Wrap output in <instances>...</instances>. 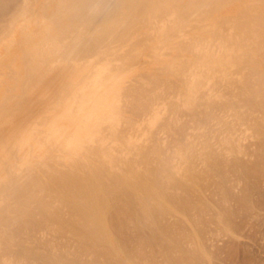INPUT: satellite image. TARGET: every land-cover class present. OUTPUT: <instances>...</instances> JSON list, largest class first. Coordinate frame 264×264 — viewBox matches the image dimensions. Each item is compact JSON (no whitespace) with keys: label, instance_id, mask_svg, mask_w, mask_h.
Masks as SVG:
<instances>
[{"label":"rangeland","instance_id":"1","mask_svg":"<svg viewBox=\"0 0 264 264\" xmlns=\"http://www.w3.org/2000/svg\"><path fill=\"white\" fill-rule=\"evenodd\" d=\"M38 3L30 0L29 7L22 16L15 15L17 21L12 24L14 28L11 34L7 32L0 38V107L7 106L9 113H5L10 114L0 117V127H4L9 121V128L18 129L16 135L11 134L2 140L0 138V180L6 171H13L23 160H31L36 170L40 171L43 165L53 166V163L57 162L68 165L65 159L81 162L85 157L92 155L94 149H101L108 152L106 154L110 157H116L119 163L118 161L124 160V156H127L125 159L129 158L136 147L153 145L156 154L149 156L150 161L146 167L159 169L162 178L158 174L166 198L171 199L170 202L165 201L170 210H165V213L162 212L158 216L156 213L159 212L155 213V224L152 221L155 227H150L161 233L160 235L153 234L152 228L141 230L135 224L113 230V236L117 239L115 240L131 261L129 263L264 264V100L261 101L259 97L248 98L242 83L240 84L247 63L242 62L245 68L240 67L238 63L228 65L227 73L223 74L221 67H214L211 63L213 58L206 56L223 55L220 54L223 44L230 45L229 48L226 47L228 50L235 51L238 48L242 53L249 54L257 48L259 41L254 44V40H258L257 31L251 33L245 29L241 24L244 19H236L234 22L226 18L213 25L204 16H198L203 19L196 17L197 20L187 25L192 27L184 28L181 33L169 34L160 42L153 36L157 33L156 28L161 25L157 19L159 22H152L150 26L153 29H149L146 35L145 29L136 36L134 30L139 31L138 25L130 28L131 33L134 32L133 35L130 36V33L126 38L121 37L123 31L118 27L116 38L108 46L112 47L116 54H113L114 50H99L100 45H94L96 51H92L93 54L92 46L88 48L89 37L82 35V38L72 40L71 43L76 45L75 51L80 53L79 56L63 61L60 51L52 50L41 40L52 10L49 9L48 14L42 16L36 5ZM114 14L115 10H109L108 17ZM92 18L94 17L89 19V27L92 26L91 23H95L96 18ZM172 18L169 17L170 22ZM97 19L99 21V18ZM233 23H240V26L236 24L239 28H236V25L233 27ZM202 30L204 34H201ZM216 30H219L218 33ZM247 31L251 33L252 36L250 33L249 36L254 43L250 42ZM151 32H154L151 37H145ZM31 34L34 35L32 39L29 38ZM254 36L257 39L253 40ZM11 37L15 39L13 43ZM71 37L76 38L77 34L72 33ZM194 38L201 40L197 41L198 46L194 45L196 43L192 44ZM223 38L229 43H224ZM180 40L187 41L186 47ZM67 41L66 39L62 43L66 44ZM178 41L185 47V50L182 48L183 52L187 53L180 50L181 44L178 45L179 48L175 47ZM27 46L37 49L39 53L30 59L29 66H24L17 53ZM246 47L247 49H244ZM192 51L194 54L202 52L201 55L204 52L207 58H201L198 54V63L195 64L196 61L193 60L196 57ZM262 54L263 51L262 59H256H261L264 63ZM182 56L191 58L192 64L182 65ZM96 59L110 60L118 64L121 70L133 73V80L124 93L118 117L85 137L80 135L73 124L71 100L78 87L79 66L86 60ZM262 62L257 65V72L263 70ZM208 64L218 72L221 70L222 76L214 70L209 78L210 72L206 73L204 67ZM193 65L201 67L196 68ZM236 66L240 67L239 71ZM187 67H190V72ZM194 68H200V71L205 69L200 73ZM191 74L195 80L200 79L202 84L190 94L187 92L188 84L185 88V80L186 83L189 78L192 80ZM184 75L190 76L187 78ZM251 77L248 80L253 78L256 82L259 79H256V74ZM223 78L226 80H222ZM132 93L139 94L140 99H131ZM17 119L19 121L15 123ZM128 141L132 145L127 146ZM134 146L135 149L129 155L128 149L132 150ZM3 152L6 157L1 160ZM120 156L123 157L122 160H118ZM64 165L60 168H66ZM63 212L66 213V210ZM36 218L38 219V216ZM53 225V231L44 225L45 232L44 227L39 226L32 228L34 234L30 231L25 232L28 236L22 234V241L25 237L28 238L23 241L25 245L23 243L21 249L12 247L4 251L0 248V252H4L0 253V259L3 261L6 258V263L9 259V263L28 250V253L22 254H27L24 259H16L19 261L17 263L23 264V261L24 264H52L55 260L58 261L57 256L59 261L56 264L66 261L77 264L74 260H78V264L118 263L115 259L110 260L103 256L99 248L81 246V241L74 234L67 232L69 228L60 229L55 223L50 226ZM28 248H34V251ZM11 253L14 256L17 254L15 258ZM40 255H47L48 260L46 257L41 259ZM16 260L14 264H17Z\"/></svg>","mask_w":264,"mask_h":264},{"label":"bare ground","instance_id":"2","mask_svg":"<svg viewBox=\"0 0 264 264\" xmlns=\"http://www.w3.org/2000/svg\"><path fill=\"white\" fill-rule=\"evenodd\" d=\"M29 1L30 0H0V38L3 37L7 32L11 34L14 28V25L12 24L17 21L16 17L19 14L21 17L23 12L29 7ZM35 1L39 2L36 5L38 6V9L40 10L42 16L46 14L49 9L52 10L51 15L49 16V22L47 24V28L44 29L45 34H42V36L44 37L41 38V40L45 42V45L49 46L52 50L54 49L55 51L56 50L60 51L61 53L60 56L63 59V61H66L71 57L79 56L80 53H77L75 51L76 45H74V43L73 44L71 43L72 40L75 41L78 40L79 38H82V35L89 37L88 48H91L92 46L91 52L96 51V47L94 45H100L99 50L104 48L106 49L105 51H108L109 49L111 52L114 49L108 46L112 43L113 39L116 38L115 36H117L118 27H120L123 31V36L121 37L126 38V36L131 33L130 31L131 27L138 25L140 26L141 31L140 29L139 31L134 30L136 36L137 34H139V32L141 34L143 31H145V29H146L145 32L146 35L149 29L150 30L153 29L152 26H150L151 24H153L152 22H154L155 20L157 22L160 21L161 25L156 28L157 33L151 32L152 34L149 33L145 37L147 38L151 37V35H153L154 33L153 36L157 37V40L163 41L164 39L162 40V38L163 37L165 38L169 34H173L175 32L181 33L182 30L184 28L186 29V27H189L190 25L189 26L187 25L195 21L196 17L198 16H204L206 19L211 21L213 25L220 23L222 20L226 18L232 19L234 22L236 19H240V21L241 19H244L245 21L244 22L242 21L241 24L243 25V27L245 26V29L247 28V30H250L251 33L257 31L256 37L258 38V40H254L257 39L255 38V36L253 38L255 43L253 41L251 42L252 37L250 36L252 35L250 32L247 31L248 36L250 33L249 37L251 43L256 44L259 41L256 45L257 48H254V50L249 52V54H246V53H242V51H240L238 48L236 50L234 49L235 51H233V49L228 50L227 48H229L230 45L228 44L229 46L228 45L225 46L223 44V46L221 45L222 51L220 53L223 55L218 57H212V55H206V56L209 59L213 58L212 60H210L211 63L214 65V67L215 66L221 67L222 68L221 70H223L222 72L223 74L224 72L227 73V70L229 69L227 68L229 67L228 65H233L238 63L240 67L243 68H245L248 65L247 66L248 69L246 67L241 75L243 79H241L242 82H240V84L242 83L243 85L242 87L246 91L248 98L259 97L261 101L264 100V66L262 65L263 66L262 71L261 70L260 72L256 71L257 65L263 61V60L261 61L262 51H263L262 56L264 55V0H35ZM249 3H256L257 5L249 6L248 5ZM112 9L115 10V14L112 17H108V12L109 10ZM16 14L17 16H15ZM95 15L97 16L95 17ZM91 16L94 17L92 19L95 18L96 19H95V23H91L92 26L89 27L88 24H90L91 22V21L89 22ZM169 17L171 18L173 17L172 18L173 20L171 22L169 21ZM97 18H99V21ZM201 19L199 18V20ZM157 22L155 23L157 24ZM167 23L171 26H168ZM236 24L237 23H233V27ZM237 25L236 28H239L237 27ZM230 26L232 27V23ZM238 26H240V23ZM153 27H155V25ZM190 27H192V25ZM88 28L91 29L88 30ZM218 31L216 30V33H218ZM134 32H132L130 36L133 35ZM185 32L186 31H184V33ZM214 32L215 31H213V33ZM233 32L235 33V31ZM72 33L73 34L76 33L77 37L76 38L71 37ZM201 34H204V32ZM33 36L31 34L29 35V38L32 39ZM248 36L246 37L248 38ZM66 39L68 40L67 43L66 44L62 43V41H66ZM196 39L194 40V42L191 41L192 44L196 43L194 45H197L199 43V42L197 43V41H201ZM14 40L15 39L11 37V43H13ZM225 40L223 41L224 43L228 41L227 40L225 42ZM247 40H249V38ZM180 41H178L177 46L175 47L179 48L178 45L181 44L180 50L183 52V50H185L187 41L186 42L181 41L182 43H184L183 46L185 45L184 48ZM166 43L168 44V42ZM203 44L204 43H202V45ZM202 45H200V47ZM244 49H247V47ZM180 50L178 51L179 53ZM115 52L116 51L114 50L113 54ZM185 52L186 51H184L183 53ZM38 53L39 52L37 49L35 50L31 46H27L26 48L19 50L17 56L22 60V64L24 66H29L28 63L31 61L30 59L35 58V56H37ZM201 53L198 52L201 58L202 56H204L203 58H207L205 57L204 52H203L204 55L203 54L201 55ZM198 54L197 52H195L194 56L196 58L193 57L194 62L197 60V56H199ZM257 57L261 58L260 61L259 59H256ZM190 59L191 58L189 57L182 56V59H180L182 61L181 64L185 65L187 63L189 65V63L193 62L190 61ZM242 62L247 63L245 67L244 65H242ZM197 63L198 62L196 61L195 64ZM203 64L205 65V62H203ZM200 65L198 66L201 67L202 65L201 66ZM209 66H210L209 64L207 65V67L204 66L206 68V73L210 72L209 75L207 74L208 77L210 76L209 78L212 77L210 74H213L214 70L217 71L215 73H220L221 71L220 69H219L220 71L218 72L217 69H215L212 66L211 67ZM236 67L238 68V66ZM240 67L237 69L238 71L240 70ZM188 68L189 70H191L190 67H187V70ZM204 69H202L201 71L203 72ZM189 70L188 72H190ZM198 70L200 71V68L196 69V71ZM245 71H248V73L253 72L254 75L256 74L257 76L256 79L258 78L259 79L256 80V82H254L252 78L254 77L253 73L251 74L252 75L251 77L250 73L248 75V73ZM185 72L187 71L185 70ZM182 74L183 73H181V75ZM197 74L199 75L198 72ZM192 75L193 74H191V79L193 78ZM220 75L222 76L221 73ZM220 75L218 74V76ZM184 76L189 78L188 76L190 75L187 76L184 75ZM245 76L247 77L249 76V77L247 78ZM202 77L205 78L204 75ZM224 77L226 78V76ZM250 77L252 78V80H248ZM225 78H223L222 80H226ZM188 80H190V78ZM188 80L187 83L185 80V88L187 87L186 84H188L187 92L191 94L192 92H195L196 88L198 87L201 81H199L200 79L195 80L194 78L190 81ZM132 98L140 99V96L137 93L134 94L132 93L131 99ZM135 102L133 103L134 105L137 103ZM7 109H8L7 106L0 107V117H3L4 114L9 113ZM9 115L10 114H7V116ZM18 121L19 120L17 119V121L14 122L17 123ZM10 125L11 122L8 121L4 127H0L1 140L4 139L5 137L10 136L11 134L13 136L17 134L18 129L14 128L13 130L9 128ZM130 145L132 144L131 142L128 141L127 146ZM146 146L144 145L141 148L136 147L137 149H135L134 146L132 150H129L130 148L128 147L129 149L128 148L127 149L128 151H130L129 155H131V152L135 149L132 152V155L129 156V158L130 157L132 158L125 159L127 156L126 157L124 156V160H122L123 157L120 156V158L118 157V160H122V161L121 162L118 161L119 163H117L116 157L113 158L110 157L108 154H106L108 152H104L101 149H94L93 154L92 155L90 154L89 155L90 157L87 155L88 157H85L84 160L81 162L76 160L65 159L64 161L65 163H68V165H64L63 162L60 163L57 162L56 164L53 163L54 164L53 166L43 165L41 167V170L39 171L38 168H37L38 170H36L31 160H27V161L23 160V162L21 161L20 164L16 165L17 167L15 166L13 171H9V172L6 171V173L2 176V179L0 180V248L4 251H7L9 248L12 247H19V248L21 246L23 247V243H24L23 241L25 240V238L28 237L25 238L23 237L24 240L22 241L21 238L22 234H26L28 236L29 234L25 232L27 231L33 232L32 228L39 226L44 227V225H47L48 230L49 228L51 229V227L53 229L54 225L53 226L50 225L55 223L58 225L57 226L58 228L60 227L69 228V230L71 231L68 230L67 232L70 235L74 234L78 238V240L81 241V242L78 241L81 246L89 245L93 248L95 247L99 248L100 251L103 253L102 254L103 256L109 258L110 260L111 258L117 260L118 261L117 264H130L129 262L131 261L127 258L125 251H123L121 245L117 243L118 242L116 241L117 239L114 238L113 230L124 229L131 224H135L141 230L144 228H152L150 226L155 221V219H153L155 213L159 212L156 213L157 216L162 212L165 213V210H168V206L165 203V201H169V202L171 201V199L167 200L166 198L167 197L166 193L164 192L163 185L160 181V177L162 178V175L161 173H159L160 172L159 169L156 168L148 169L146 167L147 166L146 164H148L150 161L149 156L151 155L152 157L154 154H156V150H154L155 147H152L153 145L152 146L148 145L147 147ZM73 154H76V152H73ZM5 157L6 154H4L3 152L1 155V160L3 158L5 159ZM35 165L38 166V164ZM62 165L66 166V168L61 169L60 166L63 167ZM158 173L160 174V177ZM167 193H171V192L167 191ZM169 202L167 203L169 204ZM64 209L66 210V213L63 212ZM37 216L38 219L36 218ZM152 226L155 227V225ZM37 229L39 228H36V230ZM45 229L46 227H44L43 229L44 232L46 231ZM153 229L154 228H152V231H154L153 234L155 235L161 234V233L159 234L158 231ZM65 230H63V232ZM38 231L41 232V230ZM29 245L32 244L29 243ZM49 248L48 250H50ZM28 249L31 250V248ZM2 250L1 252L4 253ZM31 251H34V248H32ZM24 252L22 254H24ZM7 253L9 256V252ZM30 254L32 255V253ZM25 255L27 254L25 253ZM25 255L22 256L23 258H21L20 255H18L19 258H15V256L11 253V256L12 257L14 256L15 260L16 259L22 260L24 259V257H26ZM38 255L39 253L36 256ZM28 256L27 259L29 258ZM43 257H46L45 259L48 260L47 255ZM43 257H41V259H44ZM50 257L52 258L51 253H50ZM0 258L2 259V257ZM57 258H58L57 260L59 261L58 256ZM1 259H0V264H12V261L14 260L13 259L8 263L9 261L8 259L6 260L7 261L6 263L4 261L6 258L3 261ZM15 260L13 261V264ZM18 260H16V263ZM50 260L48 262L51 263ZM67 260H69V258ZM55 261L52 262V264L58 263V261L57 262ZM77 261L78 260L76 261L74 260V263L76 262L78 264ZM21 262L24 264L23 261ZM62 264H71V263H68V261H66V263L62 262ZM89 264H95V263L93 262Z\"/></svg>","mask_w":264,"mask_h":264},{"label":"clouds","instance_id":"3","mask_svg":"<svg viewBox=\"0 0 264 264\" xmlns=\"http://www.w3.org/2000/svg\"><path fill=\"white\" fill-rule=\"evenodd\" d=\"M133 73L110 60H86L79 66L78 87L71 100L72 121L82 136L114 121Z\"/></svg>","mask_w":264,"mask_h":264}]
</instances>
